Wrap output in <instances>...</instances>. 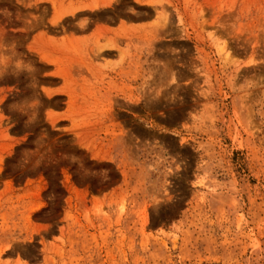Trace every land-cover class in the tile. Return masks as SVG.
Segmentation results:
<instances>
[{
  "label": "rangeland",
  "instance_id": "374dc122",
  "mask_svg": "<svg viewBox=\"0 0 264 264\" xmlns=\"http://www.w3.org/2000/svg\"><path fill=\"white\" fill-rule=\"evenodd\" d=\"M0 264H264V0H0Z\"/></svg>",
  "mask_w": 264,
  "mask_h": 264
}]
</instances>
